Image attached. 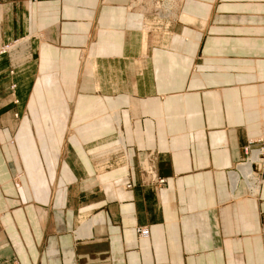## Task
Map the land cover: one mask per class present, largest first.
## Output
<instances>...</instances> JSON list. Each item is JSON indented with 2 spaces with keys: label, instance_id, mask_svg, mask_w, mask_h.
<instances>
[{
  "label": "crops",
  "instance_id": "crops-1",
  "mask_svg": "<svg viewBox=\"0 0 264 264\" xmlns=\"http://www.w3.org/2000/svg\"><path fill=\"white\" fill-rule=\"evenodd\" d=\"M132 1L0 0V45L43 34L28 60L0 57V264H264V162L256 197L227 179L264 136V0L179 2L207 22L177 25L182 38L149 56ZM93 49L91 78L81 57ZM42 74L56 76L43 102L67 107L46 117L63 120L58 160L18 137L41 132L22 118ZM120 130L124 149L108 140ZM104 149L129 164L100 184L92 156ZM143 153L165 185L143 181ZM82 212L91 235H78Z\"/></svg>",
  "mask_w": 264,
  "mask_h": 264
},
{
  "label": "rangeland",
  "instance_id": "rangeland-1",
  "mask_svg": "<svg viewBox=\"0 0 264 264\" xmlns=\"http://www.w3.org/2000/svg\"><path fill=\"white\" fill-rule=\"evenodd\" d=\"M165 0H133L131 3V7L134 6V10L137 11L139 14H141V27H140V37H141V42H142V38H143V34L146 33L149 37H148V42H149V49L147 51V53L150 52L151 50V37L153 35V29L154 28H150V30L148 29L147 31H145V26L148 25L149 23L151 24L153 22V20H155L156 18H159V13L160 11H163L165 7H163ZM166 9V8H165ZM173 15H170L172 17H174L173 20H171L170 22V29L172 30V34L173 37L176 36L182 38V35L179 33L180 30L177 28V25L182 24V25H189L192 23H198L201 24V19L202 17L197 16L196 21H194L191 16L193 15V13H190L186 10H183L180 6H178L177 8H173ZM171 17V18H172ZM176 18V19H175ZM152 21V22H151ZM174 23V24H173ZM155 25V24H153ZM158 27L161 28V24H157ZM187 31V30H186ZM34 36H43L42 33L39 32H33L30 34L25 35L23 38H19V39H15V40H10L2 45H0V57L4 54H8L10 56L13 57V59L15 61H23V60H28L30 58V52L29 49L31 47V38ZM185 35H183V38ZM17 45H22L21 47H19V49H17L15 51V47ZM95 52L94 50L90 51L89 55H85L83 54L81 59H84V66H83V73L84 75L90 76L89 72L90 69L86 68L87 64L89 63V61H91V59L96 60L97 62V58L96 56L92 58V53ZM147 53L143 54L146 56ZM149 56V54H148ZM88 71V72H87ZM13 72V71H12ZM58 75V74H57ZM96 75V72H95ZM94 75V76H95ZM53 77V78H52ZM59 77V75H58ZM56 78V76H52L51 74H42L39 76L38 82H37V88L35 89V91L39 88V93H38V99L36 103H33L36 98L34 97V93H33V100L31 101V104L29 105V113L32 116H25V119L22 118L23 120V124L27 125L28 128L32 127L33 123H36L38 129L41 131L40 134L38 135H34L33 132H28V133H24L19 135L18 137L21 139V143L26 146H28L31 150H30V155L33 157V154H35L34 152H36L37 149V145L39 144H44V142H46V140L49 142V151L51 152L52 148H57L59 149V146H62L61 143V135L59 134V129L58 127L62 126L63 120L59 119V120H49L47 117L48 114H54L57 113L59 114L60 112L66 111L67 107L64 103L62 102H58V103H51L49 100L48 102H43L44 97H46V95L49 94V87L51 82ZM60 78V77H59ZM53 79V80H52ZM96 84L98 85V82H96ZM16 89H17V83L16 82H12L10 84V92H11V99L13 101V103L17 102V96H16ZM35 99V100H34ZM38 106V109L34 110L35 106ZM34 106V107H33ZM19 114L16 113V116H18ZM113 116V115H112ZM114 118V117H113ZM116 121V120H115ZM56 128L58 130H56ZM117 136V135H116ZM263 136V135H261ZM115 138V136H112V138ZM259 137V136H258ZM257 138V137H256ZM111 139V138H108ZM259 139V138H258ZM251 142L249 144L250 147L252 146H260L261 148L264 147V140H255L254 139H250ZM76 141V139H75ZM119 145V143H118ZM247 153L244 152L245 156H249L250 154V149L248 148V146L245 147ZM117 154L116 150L113 152H108V150H106V154L103 153L102 156H98L97 153H94V155L92 156V160L94 165H97L96 159H106L107 163H106V167L103 168L105 171L107 170H112V169H118L120 167H124L125 166V161H123V155L122 156H117L113 158V155L115 153ZM29 153V152H28ZM28 153L26 154V158L28 157ZM52 153V152H51ZM157 154V152H155ZM154 155V154H153ZM109 156V158H107ZM116 156V155H115ZM146 157V154L143 153V155L140 158V165L138 164V170L140 169L142 176H146L145 172L141 169L144 168L143 166V161ZM262 157L264 159V153L262 154ZM58 159H59V155H58ZM57 159V160H58ZM114 159V160H113ZM119 159V160H118ZM128 159V157H127ZM121 162L120 166H115L117 165V162ZM128 161V160H127ZM123 162V163H122ZM154 162V161H153ZM128 163V162H127ZM129 164V163H128ZM140 166V167H139ZM145 167L149 170L152 169V165L151 163L149 165L145 164ZM155 169H156V165H155ZM98 174L100 175L99 172H102V169H97ZM157 170V169H156ZM158 171V170H157ZM261 174V168L260 171H258ZM98 174L96 173V175L98 176ZM261 176V175H260ZM160 177V174H159ZM97 178V177H96ZM262 178V176H261ZM144 182H147L146 179L144 178L143 180ZM133 184L132 182H128ZM261 183V181H258L256 186ZM149 184H152L153 186H162L160 183L158 182H150ZM146 185V184H144ZM261 185V184H260ZM133 186L131 185L132 188ZM102 190V189H101ZM255 191H250L249 195H255L254 194ZM254 197V196H253ZM94 222V221H93ZM80 226H79V230L81 228V221H80ZM143 227H149V226H143ZM79 230H78V235H79ZM18 264V263H17Z\"/></svg>",
  "mask_w": 264,
  "mask_h": 264
},
{
  "label": "bare ground",
  "instance_id": "bare-ground-1",
  "mask_svg": "<svg viewBox=\"0 0 264 264\" xmlns=\"http://www.w3.org/2000/svg\"><path fill=\"white\" fill-rule=\"evenodd\" d=\"M179 2L180 3L182 2L183 4H187V3L190 2V0H165L163 7H165L166 9L164 8L163 11H160L159 18H156L155 20H153V22L151 21L152 22L151 24L149 23L148 25L145 26V31H147L148 29L150 30V28H154L153 29V35H152L151 40H150L152 47H163V48H165V47H169L170 46V42H171V40L173 38L172 30L170 29V22H171V20L174 19V17H172L170 15H173V12H172L173 10L172 9L173 8H177L179 6L178 5ZM191 18L194 21H196L197 15L193 14L191 16ZM207 20L208 19L206 17H202L201 22H203V24H204V23L207 22ZM153 24H155V25H153ZM157 24H159V25L161 24V28L158 27ZM201 26H202V23H201ZM148 37L149 36L146 33L143 34V38H142V42H141V48H142V52H144V54L147 53V51L149 49ZM21 46L17 45L15 47V51L17 49H19V47H21ZM93 50L95 51V49H93ZM148 54L149 53H147V56H148ZM95 56H96V54H95V52H93L92 53V58L95 57ZM86 68L90 69L89 75L92 78V77H94L95 72H97L98 62H96V60L91 59V61H89V63L87 64ZM96 89H98V85L97 84H96ZM38 93H39V88L34 93V97L36 98V100L34 99L35 101L33 103L37 102ZM35 109H38V106H35L34 110ZM112 115H113L114 119L116 120V123H117V125L119 127V125H120V114L118 113V111L112 110ZM115 137H117L118 143L121 144L122 149H124V146L126 145V142H125L124 136L122 134V131L120 130L118 132L117 136H115ZM109 138L113 139L114 137L113 138L109 137ZM258 138L261 139V140H264V136H259V137L255 138V140H259ZM111 139H108V140H111ZM250 142H251V140H250ZM250 142L247 145L248 148L250 149L249 156H247V157L245 156L244 159L241 162H239L238 165H236L235 169H231L230 171L227 172V179H228V182H229V189H230L231 193H235L238 190V188H239V186H240V184L242 182V183L245 184V187H246L248 193L250 191H255V193H254L255 195H253V196L256 197L257 194L259 193V187H260L261 183H259L257 186H256V184H257L258 181L262 180V178H261L262 172L260 174L258 171H260V168L262 167V164L264 162V159L262 157V154L264 153V147L261 148L258 145L250 147L249 146ZM44 145H47L48 148L50 146L49 142L47 140H46V142H44ZM55 151H56V157H55ZM51 152L48 149L45 154L47 156L51 154L52 159L56 158V160H57L58 159V149L57 148H52ZM96 153H97L98 156H102L103 153L106 154V150L105 149L104 150H99ZM150 155L146 156L145 159H148L149 162L152 165V169H151L152 175H154V176L156 175V177H158L159 175H158V173H157V171L155 169V162H153V160H151V156H153V155H151V156ZM117 156H119V154H117ZM127 157H128V155L126 154V152H124V155H123L122 158H123V161H125V163H126L125 166H124V168H126V169H128V163H127L128 159H127ZM107 158H109V156ZM96 162H97V165H95L96 168L97 169H100V168L102 169V172H99L100 175L97 172L98 176H97L96 179H97V181H99L100 184H103V183L100 182L101 181L100 176H102L104 173H106V171L103 168L106 167L107 160L106 159H98V160L96 159ZM143 166H144V163H143ZM121 168L122 167H120V170H121ZM144 168H146V167L144 166ZM112 170H115V169H112ZM108 174H110V173H108ZM151 180H152V177L150 178V181ZM102 181H104V180H102ZM129 184L132 185L131 183H128V185ZM161 185H165V183L161 184ZM128 188H129V186H128ZM88 215L89 214L87 212L80 213L81 228L79 230V235H81V236H82L83 232L90 233L91 229H92V227L94 225V222H93L94 218L93 219L90 218V220H89V218H88L89 216ZM140 227L141 226L137 227V233H138L139 237L143 238V239L144 238H149L150 234H151L150 228L149 227H143L142 228V229H147V228L149 229V235L148 236H144L143 233L141 231H139ZM89 235H91V233Z\"/></svg>",
  "mask_w": 264,
  "mask_h": 264
},
{
  "label": "built area",
  "instance_id": "built-area-1",
  "mask_svg": "<svg viewBox=\"0 0 264 264\" xmlns=\"http://www.w3.org/2000/svg\"><path fill=\"white\" fill-rule=\"evenodd\" d=\"M244 152L247 153L246 148H245ZM153 154H155V152H151V155H153ZM142 170L146 174V177H147L146 180L148 179L150 181V178L152 177L151 182H154V183L158 182L160 184L166 183V179L165 178H162V177H159V176L156 177V175L155 176L152 175V171L151 170H148L147 168H142ZM128 186L131 187L130 184ZM142 228H143V226L140 227L139 231H141L144 236H148L149 235V229L148 228L147 229H142Z\"/></svg>",
  "mask_w": 264,
  "mask_h": 264
}]
</instances>
